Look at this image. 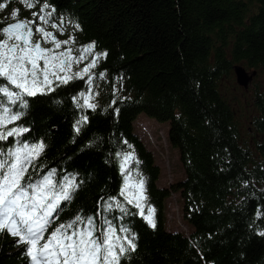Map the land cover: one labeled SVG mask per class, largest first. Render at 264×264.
I'll list each match as a JSON object with an SVG mask.
<instances>
[{
  "label": "trees",
  "instance_id": "obj_1",
  "mask_svg": "<svg viewBox=\"0 0 264 264\" xmlns=\"http://www.w3.org/2000/svg\"><path fill=\"white\" fill-rule=\"evenodd\" d=\"M17 19L97 57L33 94L0 73V264H264V0H0V40ZM237 65L262 81L245 130L221 91ZM140 113L167 123L169 187Z\"/></svg>",
  "mask_w": 264,
  "mask_h": 264
},
{
  "label": "rangeland",
  "instance_id": "obj_2",
  "mask_svg": "<svg viewBox=\"0 0 264 264\" xmlns=\"http://www.w3.org/2000/svg\"><path fill=\"white\" fill-rule=\"evenodd\" d=\"M55 28L60 29L55 25ZM36 35H40L45 43V53L39 58L31 49H25L20 46L19 38L16 35L8 33L4 40H0V73L17 87V93L33 94L35 92H45L46 88L57 80L67 81L73 77L87 76L91 74L97 55L87 49L71 48V42L66 39H57L43 27H37ZM12 44H15V50L9 51ZM65 49L68 52L64 51ZM65 60V63L63 62ZM248 74L252 69H246ZM89 87L82 94L86 105L91 106L96 98V89L91 85L92 76H89ZM261 78L255 73L248 83L247 87L239 85L236 81L235 73L224 79L221 85V91L224 93L231 106L235 110L237 117L245 130L249 126V120L255 114L254 88L261 84ZM14 92H8L9 96L18 95ZM135 132L152 151L155 162L160 168L158 185L169 187L172 182L182 176L181 167L178 162L177 152L172 148L166 139L167 123L158 122L144 113L137 115L133 121ZM166 228L169 231H178L188 235L191 226L183 219L181 212V199L178 193L170 192L165 201ZM152 222V219L149 218ZM35 264H46L37 259Z\"/></svg>",
  "mask_w": 264,
  "mask_h": 264
},
{
  "label": "water",
  "instance_id": "obj_3",
  "mask_svg": "<svg viewBox=\"0 0 264 264\" xmlns=\"http://www.w3.org/2000/svg\"><path fill=\"white\" fill-rule=\"evenodd\" d=\"M4 28L6 31L12 34L13 33L20 34L22 36L23 44L26 47L30 46L32 27L29 25L27 26L24 20L17 19L10 21L7 24H5ZM12 49L13 46H10L9 50ZM32 50L37 57H40L44 51L39 41L32 46ZM63 62L65 63V60ZM234 73L237 83L243 87L248 86L249 81L251 80L252 76L255 74L254 71L251 74H248V72L240 65L234 67Z\"/></svg>",
  "mask_w": 264,
  "mask_h": 264
},
{
  "label": "flooded vegetation",
  "instance_id": "obj_4",
  "mask_svg": "<svg viewBox=\"0 0 264 264\" xmlns=\"http://www.w3.org/2000/svg\"><path fill=\"white\" fill-rule=\"evenodd\" d=\"M26 22V21H25ZM26 24H27V22H26ZM27 26H28V24H27ZM10 33V32H9ZM12 34V33H11ZM13 35H16L18 38H19V44H20V46H22V47H24L25 49H31L32 50V46L36 43V42H40V44H41V47L43 48V53H42V55L45 53V50H46V45H45V43L43 42V40H42V38H38V36L34 33V31H33V29H32V32H31V43H30V46L29 47H26L24 44H23V42H22V36L20 35V34H18V33H13ZM50 35L53 37L52 39H53V41H56L57 40V37L54 35V32L53 31H50ZM11 46H13V49L12 50H9V51H14L15 50V44H12ZM33 51V50H32ZM65 52L67 51L68 52V50L67 49H65L64 50ZM34 53V52H33ZM41 55V56H42ZM40 56V57H41ZM39 57V58H40ZM64 61V60H63Z\"/></svg>",
  "mask_w": 264,
  "mask_h": 264
}]
</instances>
